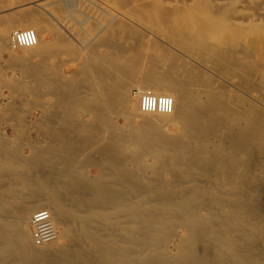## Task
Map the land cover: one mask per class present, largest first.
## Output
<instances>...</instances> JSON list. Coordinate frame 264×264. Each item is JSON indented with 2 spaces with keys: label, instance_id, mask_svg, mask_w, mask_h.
<instances>
[{
  "label": "bare ground",
  "instance_id": "obj_1",
  "mask_svg": "<svg viewBox=\"0 0 264 264\" xmlns=\"http://www.w3.org/2000/svg\"><path fill=\"white\" fill-rule=\"evenodd\" d=\"M74 1L1 20L0 49L25 75L14 89L43 108L34 127L50 145L23 158L33 135L20 117L17 135L0 137V264H264V107L250 98L264 91V0H142L127 9L191 62L115 16L83 53L62 7ZM26 27L37 43L18 56L8 37ZM65 55L82 58L79 67L64 72ZM148 88L174 98L171 114L141 111ZM90 163L102 183L86 180ZM41 208L58 234L37 247L26 224ZM178 229L186 236L167 250Z\"/></svg>",
  "mask_w": 264,
  "mask_h": 264
},
{
  "label": "rangeland",
  "instance_id": "obj_2",
  "mask_svg": "<svg viewBox=\"0 0 264 264\" xmlns=\"http://www.w3.org/2000/svg\"><path fill=\"white\" fill-rule=\"evenodd\" d=\"M0 1H1L0 3L2 4L1 5L2 7L0 8V25L1 26L4 24L3 22L7 19L8 16L14 15V14L18 15V13L22 14L23 11L27 8H33V9L38 8V10H40L42 13H44L46 15H49L48 10L51 9V7L47 5V3L51 0H40V1H38V4L43 5L44 8H40L39 6H37L31 2L30 3L29 2H23L22 0H0ZM34 1H37V0H34ZM127 1L130 3V0H127ZM139 1L142 2V0H132L131 3L129 4L128 2H126V0H124L125 3H123V1H120V0H75L74 3L71 2V4H69V5H66L63 3L62 7L66 8L65 14L67 15L66 21L68 22V24L66 25V28L75 36V39H72V43L80 51H81V49H83L82 50L83 53H86L87 51L89 52L91 49V46L95 43L98 44L99 42L97 43V40L100 38V36H102L103 34L106 33V31L103 30L104 29L103 25L105 23H107L108 20L112 19V17L115 16V17L121 18V19H123L129 23L132 21L133 22L132 25L134 27H136L137 30L139 29L138 31L141 32V34H143V36H145L144 39L146 42H151L152 40L157 41L159 43L162 42L163 46L169 47L170 49L173 48L172 50H174L175 52L177 51L176 53L183 56L182 51L180 52V48H176V46L171 48L172 44L169 41H168L169 43L167 42L168 39L165 40L166 35H165V37H163V35L165 33L162 34L161 31H158V33H157L156 30L150 29L147 26L140 24L137 20H135L130 15H128L127 9L131 6H133L134 4L138 3ZM149 1H155V0H148V2ZM166 1L168 2V4H171L173 2L172 0H166ZM170 1H172V2H170ZM76 2H77V4H76ZM144 2H147V0L146 1L144 0ZM259 2H261V1L259 0ZM72 3L74 4V6ZM246 6H247V4H246ZM123 17L124 18L126 17V18L124 19ZM130 18H131V20H130ZM3 19H5V20L3 21ZM133 19L136 21V23H135V21H133ZM1 20H2L3 24L1 23ZM92 25H93V27H92ZM71 28H73V29H71ZM145 28H147V29H145ZM150 30H152V31L150 32ZM49 34L50 33H48V35ZM10 37H11V34L8 37V46H10L9 44L11 42ZM97 37H99V38H97ZM93 39H94V41H93ZM95 39H96V41H95ZM90 41L94 42V43H92V45H91ZM84 46H85V48H84ZM89 46H90V49H88ZM99 48H100L99 49L100 52L106 50V48H104L102 46ZM23 53H24L23 48L16 49V54L18 56L22 55ZM64 59L69 61V63L63 67L64 72H67V71H70L73 69H77L80 65L79 64L80 61L82 60V58H80V59H76L74 61H71V59L66 55L64 56ZM184 60L191 62V59L187 58L186 56L184 57ZM199 68L203 69L201 65L199 66ZM216 77L219 80V82L228 83V81L226 79H224L223 77H221L220 75H218V76L216 75ZM24 78H25V75H24L23 69L21 68V64L19 62H16L13 59L12 54L9 51H2L0 49V116L2 117V118L0 117V137L3 139L15 137L17 135V130L20 127V123H21L20 118L24 119L26 121V123L29 125V127L32 128L31 132H32L33 138H32L31 142L26 141L20 147L19 153L23 158H25L26 156L29 157L30 155L32 156L33 153L36 150H38V148L41 149V148H45V145L46 146L50 145L49 144L50 139L47 137L44 138V137L38 136L36 129L34 127L35 125H37L36 123H38V121L42 118L43 108L40 106L37 107L36 105H34L32 103L33 98L31 96H28L29 95L28 90L25 89V90H22L21 92H18L14 89L13 83L15 81H20V80L22 81ZM234 80H237V78L236 79L234 78ZM29 81H31V80H29ZM7 82H8V84H6ZM135 86H136L135 84H133V85L130 84V86H129V89H130L129 93L132 95L136 94L137 89ZM44 87H45V89L48 88L46 91L49 90V87L47 85H45ZM258 91L254 90V93H250V98H252V100H255V102H257L262 107H264V95H263L264 91L259 90V89H258ZM261 91H263V93H261ZM48 94L49 93H46V95L44 96V100L45 101L47 100L46 102L45 101L43 102V103H45L44 105H46V104L50 105L53 103V101H55V99H53L54 96L50 95L51 93L49 95ZM24 95H26V96H24ZM23 97L25 98V100L23 99ZM29 100H30V102H29ZM49 100H51V101H49ZM11 107L16 109L17 112H15V113L11 112L9 110ZM16 107H19V108L17 109ZM20 110H23V111H20ZM116 117L117 118H116L115 122H116L117 126L122 127L123 125L124 126L126 125V119L125 118H123L122 116H119L118 114H116ZM170 126H171L170 129H173V130L176 129L175 128L176 124H174V125L172 124ZM32 142H34V143H32ZM40 143L42 144V146L40 145ZM47 143H48V145H47ZM36 144L39 147L36 148V146H35ZM144 162L147 165L151 166L155 163V158L151 155H147L144 158ZM84 173H85V178L87 181H89V182L97 181L98 183H102L101 179L99 178V176L101 174V168L98 164H96V163L88 164V166H86V168H85ZM86 174L88 177L86 176ZM146 175L148 177L150 175V173L144 174L145 179L147 178ZM90 177H91V179H90ZM92 178H94V179H92ZM141 178L142 179H138L137 181L136 180L135 181L136 182L143 181L144 180L143 177H141ZM105 186H109V185L106 184ZM26 225L28 226V232L30 233V238H32L31 239L32 243L35 246L39 247L38 245H36L34 243V240H33L31 220H29ZM57 234H58V232H57ZM183 236L184 237L186 236V231H183L182 229H178L176 234H174L172 236V238L170 239L168 245L166 246V249L175 251L176 247L182 243ZM40 246H42V245H40Z\"/></svg>",
  "mask_w": 264,
  "mask_h": 264
},
{
  "label": "built area",
  "instance_id": "obj_3",
  "mask_svg": "<svg viewBox=\"0 0 264 264\" xmlns=\"http://www.w3.org/2000/svg\"><path fill=\"white\" fill-rule=\"evenodd\" d=\"M38 34L34 28L16 29L11 36V45L14 49L32 47L37 43ZM175 101L171 95L158 94L152 89H144L140 93L139 107L146 113L171 114ZM32 236L38 246L44 245L57 237V228L52 219L49 208H41L33 213Z\"/></svg>",
  "mask_w": 264,
  "mask_h": 264
}]
</instances>
